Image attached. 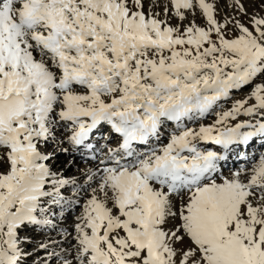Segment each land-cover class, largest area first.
Instances as JSON below:
<instances>
[{"label":"snow or ice","instance_id":"1","mask_svg":"<svg viewBox=\"0 0 264 264\" xmlns=\"http://www.w3.org/2000/svg\"><path fill=\"white\" fill-rule=\"evenodd\" d=\"M221 3L0 0V264H24L21 232L56 227L45 198L80 203L67 185L88 198L58 264H264V155L224 176L227 155L199 147L264 138V80L216 111L264 76V0L252 13L228 0L223 16ZM240 116L255 122L231 126ZM59 128L103 155L83 186L43 163Z\"/></svg>","mask_w":264,"mask_h":264},{"label":"rangeland","instance_id":"2","mask_svg":"<svg viewBox=\"0 0 264 264\" xmlns=\"http://www.w3.org/2000/svg\"><path fill=\"white\" fill-rule=\"evenodd\" d=\"M245 6L248 8L249 13L257 11L260 7L261 0H244ZM228 0H222L221 3V16L225 13H232V9L227 7ZM147 7V5H146ZM246 19V18H245ZM199 19L197 23H201ZM264 80V76H259L253 83L244 85L238 90H232L228 99L221 100L218 102L219 107L216 111L229 110L232 104L238 100H244L247 98L256 83H260ZM254 101H249L246 106H251ZM259 118V117H257ZM216 116L214 114L208 115L206 118L196 122H188L189 127L199 128L201 124L205 126L212 125L215 122ZM255 122L254 119L249 117L240 116L235 121H230V125L234 126L236 123H241L245 121ZM175 125L170 122L169 132L174 129ZM219 127V125H218ZM108 125H104L99 131H95L93 137L91 138L94 145L100 143L99 146H103L107 141L105 136L108 135L110 129ZM71 132L67 128H59L55 131L56 139H49L46 143H41L40 150L43 154L49 155L50 159L43 161L45 165L50 169L52 173H55L57 178L72 180L75 179L78 185L82 186L81 173L87 171V169L94 168L99 163V159L103 158L101 152H97L98 159L93 160L90 158V154L87 153L85 149L74 148L68 142V136ZM98 135V139H97ZM164 141H167L165 136ZM263 141V143H261ZM63 144V146H62ZM262 144V145H261ZM67 145V146H66ZM115 142H113V145ZM246 145H233V152L228 157V164H223L221 162V170L224 176H229L233 172L239 170L240 168H247L250 170L254 163H258L260 156L264 155V138L259 142L255 139L252 146L245 147ZM199 147L201 149L216 151L215 146L212 143H200ZM66 149V151H64ZM239 158L241 162L239 164H232ZM249 161V162H248ZM6 165L0 163V171L6 170ZM80 175V176H79ZM47 185L50 187L51 179L48 180ZM61 195L65 197L66 200H78L79 204H72L71 206L65 205L63 209L59 205L50 204L48 201L51 198H45L42 201V206L48 209L47 215L49 219L53 221L56 225L55 228L47 227L45 229L36 228L35 230H29L26 232H21V236L28 237L29 242L23 244L24 250L29 253L24 261V264H58V257L56 254H63L64 250L70 249V245L74 244L75 241L68 236L71 233L73 236L74 225L78 223L77 217L80 216L83 210V203L87 200V194L81 190L80 194L73 196V186L67 185L61 189ZM63 211L64 215L61 217L60 213ZM73 218V219H72ZM70 228V229H69ZM45 244L46 247L41 248V244Z\"/></svg>","mask_w":264,"mask_h":264},{"label":"bare ground","instance_id":"3","mask_svg":"<svg viewBox=\"0 0 264 264\" xmlns=\"http://www.w3.org/2000/svg\"><path fill=\"white\" fill-rule=\"evenodd\" d=\"M188 123V122H187ZM110 127V126H109ZM110 129V128H109ZM244 131H247V129H244ZM97 139H98V135H97ZM255 139H257L259 142L263 139V138H261V137H255V138H253V140L252 141H250L249 143H248V145H246V148L249 146H252L253 144H254V142H255ZM261 143H263V141L261 142ZM99 142H98V144H96L98 147H99ZM72 145V144H71ZM262 145V144H261ZM62 146H63V144H62ZM67 146V145H66ZM115 146V145H114ZM219 147H217L216 149H219V150H216V152H218V153H220V154H226L227 155V157H229L230 156V154L233 152V148H235V147H232V146H230V151H228L227 153H225L224 152V149L222 148V146L221 145H218ZM98 153H96V155H97ZM228 159V158H227ZM237 159V161L236 162H234V160H232V164H239V162H241V160H239V158H236ZM249 162V161H248ZM222 163L223 164H228L229 162H228V160H226V161H222ZM96 168V166L94 167V168H90V169H95ZM89 169H87V171H88ZM87 171H83L79 176L82 178L81 179V184H82V186L83 185H85L86 184V176H85V173L87 172ZM78 183V182H77ZM83 191V190H82ZM73 219V218H72ZM70 229V228H69Z\"/></svg>","mask_w":264,"mask_h":264}]
</instances>
